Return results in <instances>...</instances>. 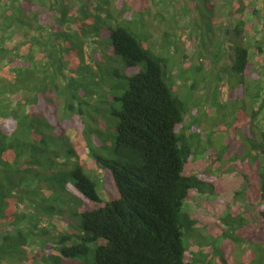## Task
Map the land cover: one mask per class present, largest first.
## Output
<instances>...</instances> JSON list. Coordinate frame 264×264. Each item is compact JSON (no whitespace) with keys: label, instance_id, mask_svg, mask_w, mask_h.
I'll list each match as a JSON object with an SVG mask.
<instances>
[{"label":"trees","instance_id":"obj_1","mask_svg":"<svg viewBox=\"0 0 264 264\" xmlns=\"http://www.w3.org/2000/svg\"><path fill=\"white\" fill-rule=\"evenodd\" d=\"M192 1L191 13L202 23L219 11L216 0ZM226 1L236 6L227 16L260 12L249 11L246 0ZM152 5L155 0H0V264H209L183 246L184 238H198V221L183 205L205 196L228 206L225 194L257 207V215L253 220L240 205L228 207L221 244L209 241L220 264H228L234 245L264 246V131L257 126L264 80L250 84L247 127H239L248 146L231 165L240 188L217 178L224 153L210 152L197 174L183 175L201 140L186 127L176 131L192 117L173 91L168 59L154 54L141 34L137 19L153 18ZM238 22L234 31L224 25L239 45L223 72L247 93L252 45L243 37L253 23L246 30ZM261 31L254 48L264 54ZM106 62L113 64L107 72ZM88 74L111 77L118 108L109 115L91 109L96 94Z\"/></svg>","mask_w":264,"mask_h":264},{"label":"rangeland","instance_id":"obj_2","mask_svg":"<svg viewBox=\"0 0 264 264\" xmlns=\"http://www.w3.org/2000/svg\"><path fill=\"white\" fill-rule=\"evenodd\" d=\"M162 2L155 0V5H152L154 6L153 18L146 14L143 19L146 23L139 18L137 20L143 22L141 34L144 39L149 37L148 45H146L160 58L168 59L166 70L171 75L173 91L184 102L186 116L191 115V121H194L193 123L185 119L176 127V131L182 132L183 127H186V132L199 134L201 140L199 154L185 166L183 175L197 174L205 166L206 157L210 152L224 153L228 155V158L220 164L221 172L217 174V178L239 186L231 165L233 158H242L248 148L239 127H247L243 124V118H246L252 103L248 94L249 86L255 78L264 80V76L261 75L264 72V54H259L254 48L257 32H260L264 25L262 12L264 0H246L247 9L250 11L251 7H254L260 11L258 16L248 15L246 12L238 14L233 12L227 16L228 11L236 8L234 3L229 5L226 0H216L219 11L211 21L200 18L204 23L195 16L194 12L191 13L192 0H162ZM240 14L242 17H239ZM240 19L246 24V30L247 24L253 23L247 35L243 37L252 45L250 46V70L245 75L247 93L236 87L228 74L223 72L229 55L234 56V51L239 45L236 43L239 38L231 31H234ZM224 25L231 29L229 34H224ZM261 33L264 32L261 31ZM17 39L19 37L13 38L12 41L15 43ZM224 39L231 40L224 41ZM10 43L13 44L11 41ZM100 46L102 50L99 51V55L104 57L107 55L104 49L105 43L101 42ZM215 61L218 64L214 65ZM112 66V63L106 62L103 70L107 72ZM195 66H199L202 71L197 73ZM86 80L89 83L90 92L96 94L90 100L91 109L100 108L104 115H109L113 108H118L117 103L113 102L115 94L111 91L112 79L109 75L101 78L88 74ZM49 96L56 101L61 111L59 105L61 100L56 93L52 91ZM240 109L242 111H239ZM257 126L259 130L264 131V113L258 118ZM234 127L239 130H234ZM258 128L255 130L257 138H259ZM75 133L76 131L70 128L67 136L72 139ZM73 145L75 150L80 152L82 148L79 140H75ZM221 199L228 203V206L224 203H215L214 197L205 196H196L193 202H186L183 205V210L198 221V238H184L183 246L191 257L205 259L209 264H220L218 258L212 253L209 241H213L216 246L221 244L219 234L224 227L221 219L227 213L228 207L240 205L243 215L251 216L253 220H256L257 215V207L244 203L241 197L233 198L225 194ZM211 224L217 227L208 228L207 226ZM44 225L51 228L50 223ZM55 225L58 228L60 222ZM200 239H203L202 243ZM42 240L44 238H39L38 241L41 243ZM231 251L232 255L228 264H257V261L258 264H264V246L242 243L234 245Z\"/></svg>","mask_w":264,"mask_h":264}]
</instances>
